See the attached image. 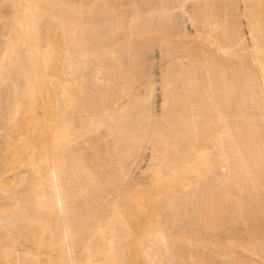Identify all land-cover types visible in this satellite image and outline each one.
Listing matches in <instances>:
<instances>
[{
    "label": "bare ground",
    "instance_id": "1",
    "mask_svg": "<svg viewBox=\"0 0 264 264\" xmlns=\"http://www.w3.org/2000/svg\"><path fill=\"white\" fill-rule=\"evenodd\" d=\"M0 264H264V0H0Z\"/></svg>",
    "mask_w": 264,
    "mask_h": 264
},
{
    "label": "rangeland",
    "instance_id": "2",
    "mask_svg": "<svg viewBox=\"0 0 264 264\" xmlns=\"http://www.w3.org/2000/svg\"><path fill=\"white\" fill-rule=\"evenodd\" d=\"M9 172L11 173V175H9V176H10L9 178H10L11 180H10V179H9V180L12 181V179H13V178H12V177H13L12 174H13V173H12L11 171H9ZM9 172H8V174H10ZM11 176H12V177H11Z\"/></svg>",
    "mask_w": 264,
    "mask_h": 264
}]
</instances>
